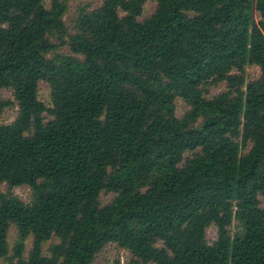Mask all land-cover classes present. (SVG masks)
I'll use <instances>...</instances> for the list:
<instances>
[{
  "label": "trees",
  "instance_id": "1",
  "mask_svg": "<svg viewBox=\"0 0 264 264\" xmlns=\"http://www.w3.org/2000/svg\"><path fill=\"white\" fill-rule=\"evenodd\" d=\"M43 1L0 0V89L18 106L0 124V260L90 264L116 243L133 264H264V0H156L142 21L145 0H103L68 36L82 60L47 57L65 5ZM246 64L258 79L245 81ZM208 81L228 90L207 98ZM20 185L27 203L11 192ZM102 190L115 194L105 205Z\"/></svg>",
  "mask_w": 264,
  "mask_h": 264
},
{
  "label": "rangeland",
  "instance_id": "2",
  "mask_svg": "<svg viewBox=\"0 0 264 264\" xmlns=\"http://www.w3.org/2000/svg\"><path fill=\"white\" fill-rule=\"evenodd\" d=\"M65 5L64 12L62 14V22H63V31L61 33H52L49 34V39L57 44V48L49 52L47 57H56V56H69L76 60H82V56L78 54H74L70 51L68 45V36L77 33L80 30L79 20L80 18L88 13H91L93 10L98 8L103 0H62ZM44 5L46 7L50 6L51 0H44ZM156 7V0H145L143 5L142 14L139 16V20L142 21L148 18L154 11ZM120 15H123V12H119ZM187 14H191V12H187ZM254 19L256 22L259 21V15L255 11ZM233 73H238L237 71H233ZM244 77L246 82L254 81L260 77V69L256 64H246L243 70L240 72ZM202 90L204 95L207 98H211L218 93L224 92L228 90V86L226 81H208L202 85ZM38 99L41 101L46 107H51V97H50V88L47 83L43 80L38 82ZM0 100H4L9 102L7 106H5L0 115V124H10L14 121L18 113V106L13 97V91L11 88H1L0 89ZM175 114L178 117H182L183 114L188 110L187 104L180 98H175ZM49 118L48 114H44V121H47ZM202 118L198 119L196 124L200 123ZM250 148V144L247 145L246 148L242 149V154L246 153ZM194 151H187L183 154V161L186 158L192 157ZM0 190L2 192H6L8 187L6 183H2L0 185ZM145 190V187H142L141 191ZM11 192L17 196L20 200L27 203L31 199V190L26 185L15 186L11 189ZM115 194L110 191L102 190L99 194V203L100 205L108 204L113 198ZM260 206L264 208V196H259ZM240 227L234 221L229 226L230 234L233 235L237 231H239ZM216 226L211 224L206 229V241L209 244H212L217 237ZM17 227L14 223H10L7 231V240L10 248L13 247L14 243L17 240ZM58 238L52 237L49 240L45 241L42 245L43 254H48L49 247L51 244L58 242ZM32 237L29 236L25 240L24 247V258L28 257V253L31 249ZM161 245V243H159ZM11 255V254H10ZM135 258L132 254L125 248L117 245L116 243H108L105 245L102 250L96 254L93 261L90 264H133L132 261ZM1 264H7V258L0 260ZM153 264V263H146Z\"/></svg>",
  "mask_w": 264,
  "mask_h": 264
}]
</instances>
